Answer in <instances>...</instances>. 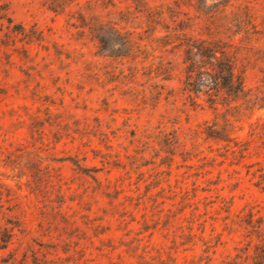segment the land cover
Returning <instances> with one entry per match:
<instances>
[{
    "label": "rangeland",
    "instance_id": "rangeland-1",
    "mask_svg": "<svg viewBox=\"0 0 264 264\" xmlns=\"http://www.w3.org/2000/svg\"><path fill=\"white\" fill-rule=\"evenodd\" d=\"M245 9L262 37L264 0H0V264H259ZM203 47L257 105L197 88Z\"/></svg>",
    "mask_w": 264,
    "mask_h": 264
},
{
    "label": "trees",
    "instance_id": "trees-1",
    "mask_svg": "<svg viewBox=\"0 0 264 264\" xmlns=\"http://www.w3.org/2000/svg\"><path fill=\"white\" fill-rule=\"evenodd\" d=\"M242 14L246 17L245 19L235 22L236 24L228 23L224 25L223 29L225 31H230L232 28L236 29L237 32L235 33H241L243 35V40L241 41L246 43V51L252 52L254 50L253 45L259 44L261 39H263L264 41V35L262 37L258 36L259 34L258 32H256L255 26H253L250 22V17L248 16L247 9H245ZM244 21L248 22L243 23ZM110 29L112 30V32H116V30H114L112 26H110ZM197 50L199 49L197 48ZM260 53L262 55L261 59H263L264 64V51H259L257 53L255 52V54L258 55ZM198 56L202 57L203 65L211 67V70L208 68H203L202 72H200L199 79L196 83L198 89H200L201 86L207 85L208 88L213 90H217L219 88L225 90L228 95L227 97L230 98L228 106L237 102H242V105H250L252 108L257 105V101H260L259 96L252 95L250 93V90L245 89V86L243 84L244 82L236 79L237 77L234 74L233 63L226 57H223V54H221L220 58H218L216 56V52L210 50V48L208 47H203L200 48ZM261 73L263 74L264 79V65L262 67ZM200 77H202V79ZM228 108L234 107L229 106ZM211 133L213 134L215 132ZM215 139H219V137L215 136ZM251 175L252 178L255 179L254 186L264 190V168L261 167L256 169L251 173ZM244 223L252 232L258 233L261 230V225L264 224V220L261 218L253 219V215L249 214L248 219L245 220ZM256 237L260 238L261 236L256 234ZM255 248L258 249L257 246ZM261 249L262 250H259V254H257L256 256L260 258L259 264H264V245L263 247H261Z\"/></svg>",
    "mask_w": 264,
    "mask_h": 264
}]
</instances>
